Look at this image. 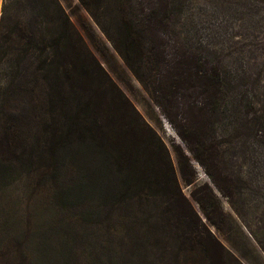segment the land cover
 <instances>
[{"label":"trees","instance_id":"16d2710c","mask_svg":"<svg viewBox=\"0 0 264 264\" xmlns=\"http://www.w3.org/2000/svg\"><path fill=\"white\" fill-rule=\"evenodd\" d=\"M254 1L2 0L0 211L15 194L43 192L58 212L71 204L90 237L78 264H243L195 215L170 153L185 184L192 160L207 175L191 197L209 224L232 222L214 188L244 223L242 196L257 186L232 156L252 151V171L264 172V114L250 111L223 58L239 36L233 25L258 23ZM125 70L184 147L170 151L131 104L114 80ZM13 218L3 234L24 240ZM104 227L107 244L97 240ZM21 240L0 241L3 264H31L30 253L37 264H72L55 232L30 248Z\"/></svg>","mask_w":264,"mask_h":264},{"label":"rangeland","instance_id":"374dc122","mask_svg":"<svg viewBox=\"0 0 264 264\" xmlns=\"http://www.w3.org/2000/svg\"><path fill=\"white\" fill-rule=\"evenodd\" d=\"M254 2L260 6V10L253 18L258 23L254 28L250 27V24L247 22L242 23L243 27L233 25L234 31L239 36H233L231 41L224 45L226 54L223 58V63L229 67V73L236 79L238 90L242 93H247L252 99L254 105H252L250 111L253 112L255 117H259L264 114V0H256ZM1 3L2 0H0V10ZM97 57L100 59L99 56ZM117 60L122 66V62L118 57ZM104 66L108 69L105 64ZM121 79L122 81L118 79L114 80L135 109L167 144L170 151L172 142L180 143L183 146L166 119L157 110L152 109V103L149 101L138 81L126 70L125 74L121 71ZM224 147L228 146L224 145ZM170 155L176 168L181 191L190 201L195 215L201 219L223 245L239 253L237 255L243 264H264V172H260L257 175L254 173L255 171H252V151H248L244 156L231 155L232 163L235 168L241 171L242 177L244 179L253 177L256 183L255 185L257 186H254L255 191L251 192L246 188V192L242 196L250 205V211L247 214L244 213L242 216L244 223L234 213L227 198L220 195L214 188L224 212L232 216L231 224L224 225V228H220V230L209 224L198 203L191 197V191L193 189L197 190L201 188L208 181L207 175L199 164L195 160H192L195 178L192 184H185L179 175L175 156L172 151ZM256 157L262 159L264 155L260 152ZM185 173L186 175H192V170L186 169ZM51 203H53L52 200L46 198V194L43 192L40 197H37L33 201L27 200L22 194H15L14 200L4 203L1 207L3 210L0 211V241L10 239V243H15L21 240L17 236L14 242L12 234L9 232L3 234L4 226L7 224L6 215H14L15 218L13 219L19 227L17 233H20L22 237L25 235L24 240H21V242H27L29 248L31 247V241L35 238H41L47 232L50 235L51 232H55L60 240L68 241L71 244L72 251H70L71 255L68 257L71 263L78 264L77 261H84L86 263L87 258L80 252L83 251L84 246L87 245V239L90 237L82 231H79V216L74 213L71 204L64 205V211L63 209L61 211L59 209L58 212V208L51 205ZM45 209H48L47 213ZM54 221L58 225L55 226ZM68 227L71 230H67ZM67 233L68 235H66ZM110 236L109 230L105 227L102 231L97 232V240L102 244H107ZM73 244L75 245V250L72 247ZM1 249L0 242V264H3L5 255L3 257ZM30 257L31 264H37L32 253H30ZM9 264H15L14 260L10 261Z\"/></svg>","mask_w":264,"mask_h":264}]
</instances>
